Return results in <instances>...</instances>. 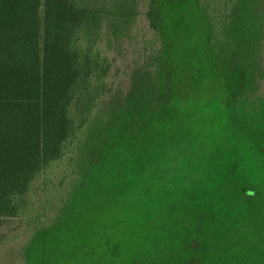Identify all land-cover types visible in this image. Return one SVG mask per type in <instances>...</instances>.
<instances>
[{
  "label": "trees",
  "instance_id": "16d2710c",
  "mask_svg": "<svg viewBox=\"0 0 264 264\" xmlns=\"http://www.w3.org/2000/svg\"><path fill=\"white\" fill-rule=\"evenodd\" d=\"M172 2L0 0V252L11 242L0 264H48L174 128ZM204 20L201 54L230 133L264 170V0H206ZM227 216L219 201L167 210L121 264H264L252 243L235 253Z\"/></svg>",
  "mask_w": 264,
  "mask_h": 264
},
{
  "label": "rangeland",
  "instance_id": "374dc122",
  "mask_svg": "<svg viewBox=\"0 0 264 264\" xmlns=\"http://www.w3.org/2000/svg\"><path fill=\"white\" fill-rule=\"evenodd\" d=\"M205 11L206 0H173L164 13L163 48L176 67L174 128L142 160L130 161L82 230L50 251L48 264L128 262L146 250L165 211L188 214L218 201L230 218L224 225L235 253L252 243L264 261V170L250 145L230 133L219 86L201 54ZM249 185L258 192L243 194ZM10 247L3 246L0 261Z\"/></svg>",
  "mask_w": 264,
  "mask_h": 264
}]
</instances>
